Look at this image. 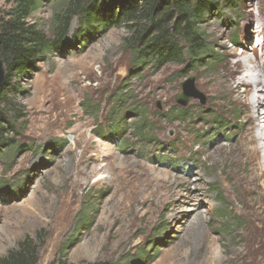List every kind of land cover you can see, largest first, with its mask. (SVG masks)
Returning a JSON list of instances; mask_svg holds the SVG:
<instances>
[{"label":"rangeland","instance_id":"obj_1","mask_svg":"<svg viewBox=\"0 0 264 264\" xmlns=\"http://www.w3.org/2000/svg\"><path fill=\"white\" fill-rule=\"evenodd\" d=\"M11 2L0 0V10ZM57 6H42L32 23L50 34ZM77 28L73 18L65 49L38 65L14 101L20 119L4 136L15 147L0 145V260L24 242L36 264L63 255L68 264H264V164L252 173L241 156L245 128L264 130V107L246 123V87L236 99L225 83L243 53L260 64L254 86L264 80V0H232L204 18L219 60L206 69L170 63L132 74L125 29L72 47ZM189 77L205 104H176ZM176 109L186 119H173ZM113 111L118 134L108 125ZM139 112L151 128L142 143L133 131Z\"/></svg>","mask_w":264,"mask_h":264},{"label":"trees","instance_id":"obj_2","mask_svg":"<svg viewBox=\"0 0 264 264\" xmlns=\"http://www.w3.org/2000/svg\"><path fill=\"white\" fill-rule=\"evenodd\" d=\"M48 3L58 5L50 34L37 28L31 20ZM223 6H232V0H12L8 10H0V60L5 71L0 86V145L15 147L4 135L14 132V124L20 119L14 101L23 93L21 83L49 56L65 49L64 40L73 18L77 19L78 28L72 34V47L83 42L84 35L87 37L98 30L125 29L122 46L131 54L132 74L145 68L159 71L170 63L206 69L214 67L219 60L201 25L207 15ZM114 97L115 105H120L125 95ZM114 115L113 111L108 125L112 127L111 134H118L122 130L111 125L121 122L119 117L114 120ZM172 116L175 120L186 119L187 113L176 109ZM139 117L133 131L142 143L148 139L151 128L143 112H139ZM79 215L78 225L86 226L83 223L86 214ZM36 256V250L23 242L18 251L10 252L0 264H36ZM65 258L63 255L51 264H68Z\"/></svg>","mask_w":264,"mask_h":264},{"label":"bare ground","instance_id":"obj_3","mask_svg":"<svg viewBox=\"0 0 264 264\" xmlns=\"http://www.w3.org/2000/svg\"><path fill=\"white\" fill-rule=\"evenodd\" d=\"M231 56H235V54L232 53ZM259 69L260 64L257 60L245 53H243V57H241L237 63L228 64L229 74L226 77L225 83L232 94L235 95L236 99H238L239 94H241L240 88L246 87L245 91L241 94V99L244 100L245 114L247 115L246 123H249L250 120L255 121L254 118L257 120V110L264 107V98H261V95L264 94V80L263 78L260 80V86H254L255 83H253L254 76H260L259 72H257ZM262 122L264 124V119ZM255 128V123L249 124L241 135V156L242 158L245 156L244 158L249 159V162L252 163V173L256 172L259 159L264 164V139L260 138L263 137L264 130H261L260 134L256 135L254 133ZM241 181L245 185H248L252 183L253 177L244 180L241 179ZM181 182L185 187L190 185V182L186 179L181 180ZM177 194L179 193H175L174 196ZM199 222L200 218L195 216L194 219L188 222V225L192 231L197 230Z\"/></svg>","mask_w":264,"mask_h":264},{"label":"water","instance_id":"obj_4","mask_svg":"<svg viewBox=\"0 0 264 264\" xmlns=\"http://www.w3.org/2000/svg\"><path fill=\"white\" fill-rule=\"evenodd\" d=\"M4 72V64L3 61L0 60V86L4 79ZM180 86L182 88V92L176 96V104L181 107H185L189 99H198L200 104H205L204 96L195 88L193 77L187 78L184 82L180 83Z\"/></svg>","mask_w":264,"mask_h":264}]
</instances>
